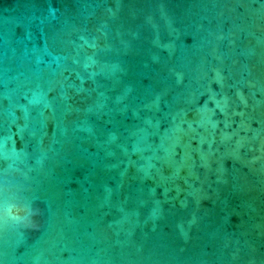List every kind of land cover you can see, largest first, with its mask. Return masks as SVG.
I'll list each match as a JSON object with an SVG mask.
<instances>
[{
    "label": "water",
    "instance_id": "obj_1",
    "mask_svg": "<svg viewBox=\"0 0 264 264\" xmlns=\"http://www.w3.org/2000/svg\"><path fill=\"white\" fill-rule=\"evenodd\" d=\"M0 264H264V0H0Z\"/></svg>",
    "mask_w": 264,
    "mask_h": 264
}]
</instances>
